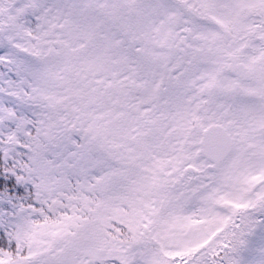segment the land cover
Segmentation results:
<instances>
[{
    "label": "snow or ice",
    "instance_id": "obj_1",
    "mask_svg": "<svg viewBox=\"0 0 264 264\" xmlns=\"http://www.w3.org/2000/svg\"><path fill=\"white\" fill-rule=\"evenodd\" d=\"M0 264H264V0H0Z\"/></svg>",
    "mask_w": 264,
    "mask_h": 264
}]
</instances>
